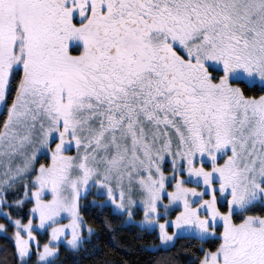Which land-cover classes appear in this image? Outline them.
<instances>
[{"label": "snow or ice", "instance_id": "obj_1", "mask_svg": "<svg viewBox=\"0 0 264 264\" xmlns=\"http://www.w3.org/2000/svg\"><path fill=\"white\" fill-rule=\"evenodd\" d=\"M0 111L11 264H128L88 247L89 193L153 264L189 237L264 264V0H0Z\"/></svg>", "mask_w": 264, "mask_h": 264}, {"label": "trees", "instance_id": "obj_2", "mask_svg": "<svg viewBox=\"0 0 264 264\" xmlns=\"http://www.w3.org/2000/svg\"><path fill=\"white\" fill-rule=\"evenodd\" d=\"M3 115L4 113H2L0 117ZM90 196L91 193L82 199L81 212L84 215L86 223L97 230L99 239H96L94 236L92 245H88V247L92 248L93 245L98 246L100 251L96 255H106L109 259L117 262L128 261V264H153L156 254L141 250L139 245L156 243L157 241L155 240V232H153L151 235L143 234V238L138 239L137 235L140 232L139 228H137L135 225L120 226V220L122 218L112 215V210L110 208H104L101 210L99 207L93 206L89 201ZM28 207V204L24 205L25 210ZM106 216L109 217L117 227V242L115 246L109 239L112 234L106 231L103 227L104 218ZM24 219H27L26 215L24 216ZM7 237L8 236L6 235H0V248L7 246L10 252L12 248V242ZM212 243V241H208L204 243L203 246L205 248H209L212 246ZM200 246L201 241L194 237H189L177 240L176 246L172 249V252L176 254L178 264H196L195 257L202 255V253L199 252ZM4 259H7L9 264H11V256H6L3 251H0V260ZM60 259L64 260V264H73L71 255L66 254L63 247H61ZM93 259H95V257L83 258L81 259L80 264H91Z\"/></svg>", "mask_w": 264, "mask_h": 264}, {"label": "rangeland", "instance_id": "obj_3", "mask_svg": "<svg viewBox=\"0 0 264 264\" xmlns=\"http://www.w3.org/2000/svg\"><path fill=\"white\" fill-rule=\"evenodd\" d=\"M2 113H3V111H0V116H1ZM165 171H168L167 166L165 167ZM8 195H9V199H11V198H13V195H14V194L9 193ZM93 196H94V193H91V196L89 197V201H90V203H91V201H92V199H93ZM97 199H100V198L97 197ZM9 210L13 212V215H16V210H15V209H9ZM177 210H178V209H177ZM171 215H175V212L171 213ZM135 219H136V220H139V219H140V213H139V212L137 213ZM0 222L8 223V221L6 220V218L3 217L2 215H0ZM61 222H62V223H66L67 221H66V220H63V221H61ZM169 231H172V229L169 228ZM11 232H12V228L9 227V228H8V231H7V236H10V235H11ZM0 235H5V234L0 233ZM37 235H38V237L40 238L41 243H42L44 240L47 239V235H46L45 230H39V231L37 232Z\"/></svg>", "mask_w": 264, "mask_h": 264}]
</instances>
